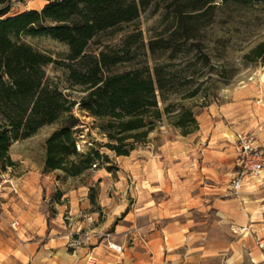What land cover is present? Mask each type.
I'll list each match as a JSON object with an SVG mask.
<instances>
[{
  "label": "crops",
  "instance_id": "0c3cea01",
  "mask_svg": "<svg viewBox=\"0 0 264 264\" xmlns=\"http://www.w3.org/2000/svg\"><path fill=\"white\" fill-rule=\"evenodd\" d=\"M260 117L228 107L175 141L105 152L116 173L91 168L84 181L22 161L0 186V264H264V173L233 189L236 137L264 148Z\"/></svg>",
  "mask_w": 264,
  "mask_h": 264
},
{
  "label": "trees",
  "instance_id": "16d2710c",
  "mask_svg": "<svg viewBox=\"0 0 264 264\" xmlns=\"http://www.w3.org/2000/svg\"><path fill=\"white\" fill-rule=\"evenodd\" d=\"M193 10L218 0H198ZM202 1V3H201ZM227 2L228 0H223ZM237 2L247 0H236ZM13 0H0V164L15 165L10 155L13 142L35 135L42 127L62 121L46 139L45 172L62 170L66 176H80L97 164L109 161L98 149L80 151L77 129L80 118L74 107L103 120L99 128L108 138L104 146L117 155H130L146 143L163 114H170L184 135L198 129L195 113L186 108L174 115L170 106L160 107L157 91L164 83L159 67L153 76L150 69L114 72L112 67L129 60V53L101 50L91 53L93 38L108 29L133 22L140 17L142 1L138 0H47L41 9L12 14ZM45 35L69 46L71 66L69 81L85 85L80 102L48 81L46 67L53 57L26 40L28 36ZM136 34L127 42L133 43ZM153 45V50H154ZM264 43L253 51L263 57ZM264 59V57H263ZM94 200V199H93Z\"/></svg>",
  "mask_w": 264,
  "mask_h": 264
},
{
  "label": "rangeland",
  "instance_id": "374dc122",
  "mask_svg": "<svg viewBox=\"0 0 264 264\" xmlns=\"http://www.w3.org/2000/svg\"><path fill=\"white\" fill-rule=\"evenodd\" d=\"M13 1L12 14L29 7L41 8V3L46 2ZM138 1L143 2L140 17L96 35L89 45L91 53L99 54L101 50L118 51L121 55L129 53V60L112 67L114 72L150 69L156 77L155 69L159 67L165 96L163 99L161 91H157L161 109L164 111L170 106L174 115L190 108L199 123L197 130L204 119L240 103L248 104L251 117H260L264 107V52L263 57H258L253 51L264 43V0H218L213 3L215 6L209 4L201 10H193L194 5L200 3L198 0ZM131 34L137 37L133 43L127 42ZM26 40L53 57L55 62L46 67L48 81L79 103L86 94V86L72 85L69 81L71 66L75 64L68 59L69 46L45 35L28 36ZM259 97L260 101H257ZM223 105L228 107L223 108ZM74 115L80 118L76 137L84 144V151L98 149L100 154L108 155L105 152L112 150L104 146L108 138L99 128L103 120L81 110L79 104L74 107ZM61 123L46 125L35 135L13 142L10 155L12 160L15 159L16 167L12 165L14 167L8 169L9 165L6 168L0 164L1 174L7 171L9 174L21 173L25 169L20 167L22 161L41 166L46 158V139ZM179 132L183 134L181 128L172 122L170 114L164 113L147 142L137 148L148 142L157 145L163 140L175 141ZM237 137L235 143L238 147ZM108 156L109 161L101 158L92 169L106 166L116 173L117 165ZM87 171L83 181L91 176ZM92 191L97 192V187Z\"/></svg>",
  "mask_w": 264,
  "mask_h": 264
},
{
  "label": "built area",
  "instance_id": "2783aa9c",
  "mask_svg": "<svg viewBox=\"0 0 264 264\" xmlns=\"http://www.w3.org/2000/svg\"><path fill=\"white\" fill-rule=\"evenodd\" d=\"M80 136V135H79ZM238 152H239V165L241 168L240 174L233 180V189L238 191L241 189L242 179L245 177H260L264 173V148L256 145L255 137L251 133H241L238 135ZM78 150L84 151V144L77 139ZM97 164H94L96 167ZM4 179L0 172V186L2 185ZM1 213V206H0ZM21 223L18 219H15L12 226L17 230ZM247 227H235L234 231H246ZM111 247L116 250H121L122 247L112 244Z\"/></svg>",
  "mask_w": 264,
  "mask_h": 264
},
{
  "label": "bare ground",
  "instance_id": "6f19581e",
  "mask_svg": "<svg viewBox=\"0 0 264 264\" xmlns=\"http://www.w3.org/2000/svg\"><path fill=\"white\" fill-rule=\"evenodd\" d=\"M46 5V2L41 3V8H43Z\"/></svg>",
  "mask_w": 264,
  "mask_h": 264
}]
</instances>
